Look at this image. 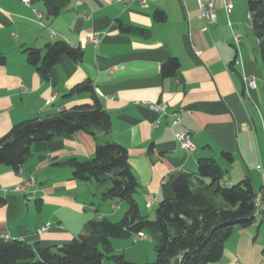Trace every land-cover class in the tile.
I'll return each mask as SVG.
<instances>
[{
	"label": "crops",
	"instance_id": "crops-1",
	"mask_svg": "<svg viewBox=\"0 0 264 264\" xmlns=\"http://www.w3.org/2000/svg\"><path fill=\"white\" fill-rule=\"evenodd\" d=\"M56 1L54 13L41 0H0V139L21 122L91 104L87 93L69 95L83 83L110 116V137L63 134L33 144L18 170L0 166V239L52 249L83 235L90 221L114 222L119 202L102 199L108 183L74 180L66 164L90 160L96 145L109 140L127 151L142 216L173 199L172 177L194 173L201 159L218 164L227 186L249 178L258 200L254 223L235 228L212 264H264V63L255 53L246 0H232L229 13L216 0L212 25L196 0H147L146 8L138 1L127 7L116 0H83L81 6L79 0ZM82 9L89 11L87 20ZM155 12L165 19L155 20ZM91 33L100 34L97 45L86 42ZM58 41L81 50L82 58L74 63L61 57L44 80L24 49L43 53ZM172 58L179 68L162 78L160 66ZM248 77L255 79L254 89ZM156 103L166 105V115L150 109ZM172 113L179 117L176 126ZM177 132L189 135L193 151L179 147ZM26 178L33 180L30 201L17 190ZM47 223L49 229L38 233Z\"/></svg>",
	"mask_w": 264,
	"mask_h": 264
},
{
	"label": "trees",
	"instance_id": "trees-1",
	"mask_svg": "<svg viewBox=\"0 0 264 264\" xmlns=\"http://www.w3.org/2000/svg\"><path fill=\"white\" fill-rule=\"evenodd\" d=\"M56 13V0H41ZM250 28L258 41L264 63V0H246ZM154 18L163 21L165 15L155 12ZM124 33L133 29L121 27ZM27 63L47 80L52 67L63 56L77 63L82 51L63 41L48 44L43 53L25 48ZM4 58L0 55V64ZM179 62L172 58L160 66V76L175 75ZM89 94L92 103L75 106L48 119H32L16 124L0 139V166L18 170L31 154L33 144L49 142L63 134L86 132L93 137H110V116L104 111L89 83L74 87L69 95ZM230 160V156L222 154ZM71 177L77 181L108 183L103 200L125 202L127 210L121 221L106 218L90 221L85 233L67 244L41 248L21 241L0 239V264H102L104 259L122 262L113 255L112 240H127L142 233L155 239L156 260L147 264H212L220 261L224 243L235 228L245 229L254 223L256 192L252 181L244 178L227 186L222 185L224 171L213 159H201L194 173L173 176V199L157 205L154 220L142 216L135 199L138 180L128 164L126 149L112 141L97 144L90 160L67 161Z\"/></svg>",
	"mask_w": 264,
	"mask_h": 264
},
{
	"label": "built area",
	"instance_id": "built-area-1",
	"mask_svg": "<svg viewBox=\"0 0 264 264\" xmlns=\"http://www.w3.org/2000/svg\"><path fill=\"white\" fill-rule=\"evenodd\" d=\"M20 1L26 5L30 3V0H20ZM116 1L123 4L125 7L129 6L134 1H138L139 5L142 8L148 7L147 0H116ZM152 1H155V0H152ZM196 1H197V5L199 7L203 20L207 24H210V25L214 24L216 21V0H196ZM222 3H223V7L226 13H229L233 9L232 0H222ZM82 4H83V0H79L78 5L81 6ZM82 13H83V19L87 20L89 18V11L86 9H82ZM36 16H37V19H40V15H36ZM248 18H249V15H248ZM85 40L88 43L97 45L100 41V34L91 33L86 36ZM246 83L249 88L251 89L255 88V79L253 77H248L246 79ZM149 107L157 114H160V115L167 114V107L165 104H162V103L150 104ZM170 117L172 118V126H176L179 124V117L176 113H172ZM157 122H159V119ZM175 138L178 141L179 147L182 150L186 152H191L194 150V144L190 140V137L188 134L183 133V132H177L175 134ZM32 184H33L32 178H26V179H23L22 182L17 187L18 191L25 193L26 201H30L33 199V193L29 191V188L32 186ZM257 201L258 200H256V203ZM49 227H50L49 223L43 225L42 227L38 229V233L46 232L49 229ZM143 238H144V235L142 233H139L134 237L133 241L137 243L141 241ZM2 240L9 241L10 239L8 236H3ZM236 264H239V263H236Z\"/></svg>",
	"mask_w": 264,
	"mask_h": 264
},
{
	"label": "rangeland",
	"instance_id": "rangeland-1",
	"mask_svg": "<svg viewBox=\"0 0 264 264\" xmlns=\"http://www.w3.org/2000/svg\"><path fill=\"white\" fill-rule=\"evenodd\" d=\"M255 53L259 56L257 46L255 47ZM221 183L222 185H226L225 179ZM118 202L120 212L119 216L114 217V222L121 221L127 210L125 202ZM147 218L154 220L155 209L149 213V217L147 216ZM112 243L114 249L113 255L122 256L123 261L114 262L110 259H104L103 264H147L153 263L156 260L155 239L153 237L149 236L147 240H141L137 243L133 241V238L127 240H112Z\"/></svg>",
	"mask_w": 264,
	"mask_h": 264
}]
</instances>
